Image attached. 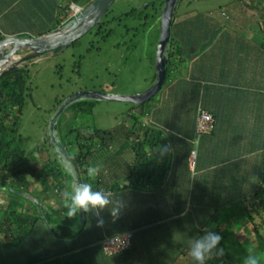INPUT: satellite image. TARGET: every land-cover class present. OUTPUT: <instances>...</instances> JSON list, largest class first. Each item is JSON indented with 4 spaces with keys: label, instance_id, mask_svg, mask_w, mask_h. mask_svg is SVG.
Returning a JSON list of instances; mask_svg holds the SVG:
<instances>
[{
    "label": "crops",
    "instance_id": "obj_1",
    "mask_svg": "<svg viewBox=\"0 0 264 264\" xmlns=\"http://www.w3.org/2000/svg\"><path fill=\"white\" fill-rule=\"evenodd\" d=\"M79 7L78 0H0V34H19L21 24L33 28L37 20L41 26L57 23ZM245 14L253 16L251 11ZM255 14L264 20V10ZM246 18L224 11L217 16L173 15L179 64L157 90L154 105L138 111L139 123L156 128L169 148V167L160 185L120 187L132 161L129 150L108 158L94 156L90 166L102 171L89 179L96 182L95 191L112 202L99 211L104 226L97 227L96 210H80L71 237L61 227L65 231L44 234L43 240L35 233L26 244L0 245V264H195L191 248L208 233L238 245L248 240L245 233L257 238L245 215L246 198L257 185L263 159L264 45L241 24ZM257 27L264 33L261 23ZM198 107L212 116L208 134L195 132ZM51 200L43 202L47 209L65 210ZM113 206L119 209L115 220ZM60 222L65 225L67 220ZM124 231L131 233L129 248L104 254L99 240ZM252 248L244 247L241 253Z\"/></svg>",
    "mask_w": 264,
    "mask_h": 264
},
{
    "label": "rangeland",
    "instance_id": "obj_2",
    "mask_svg": "<svg viewBox=\"0 0 264 264\" xmlns=\"http://www.w3.org/2000/svg\"><path fill=\"white\" fill-rule=\"evenodd\" d=\"M85 1L88 0H84V3ZM162 1L114 0L101 16L100 21L72 41L70 45L62 50L55 49L27 60L30 92L24 98L18 117L16 145L25 151L32 150L34 154L41 149L43 153L47 152L49 159L53 160L54 156L48 149L50 142L47 139L46 129L47 122L59 101L71 94L83 91L134 95L147 89L155 77L154 52L158 38V14ZM78 2L82 7L84 3L80 0ZM244 2L246 0H178L173 15L176 17L184 12H208L217 16L220 11H224L227 16L239 14L242 18L250 17L240 22L250 27L254 37L264 45V33L257 27V22L264 27V20L257 18L258 15L255 14L264 10L261 7L264 5V0H258V5L254 8ZM248 11H251L253 16L246 15ZM63 20L57 23L44 20L46 22L42 26L38 25L37 20L33 28L28 25L29 23L21 24V32L15 35L35 37L58 28ZM172 30L170 23V38H172ZM172 46L173 40L169 47ZM166 81L167 77H165L162 88ZM158 93L157 91L148 100L137 105L92 97L74 100L59 114L60 121L58 125H55L56 139L58 138L61 143L67 141L75 143L92 130H109L112 136L109 145L96 149L90 156L89 163L94 156L113 157L117 149L123 146L124 138L121 134V127L129 126L133 120L132 115L137 117L139 109L144 110L153 106ZM69 129L73 131L68 133ZM74 131H77L79 139ZM72 150L73 147H67L68 152ZM50 163L55 164L61 171L57 184L60 182L62 190L65 192V189L67 191L69 189L70 192L71 184L65 169L57 161ZM14 187L22 195H26L28 201L33 202L32 204L26 203L20 198L21 204H26L25 208L34 207L35 199L43 203L45 199L52 197L53 206H60V200L63 199L55 193L49 196L39 194L38 184L35 181L33 183V180L28 184L22 183L18 186L15 184ZM6 193L9 194L6 196L0 192V210L6 204V200L13 201L15 198L14 194L7 191ZM61 202L65 204L66 198L64 197ZM48 204L50 206V203ZM16 207L19 208V206ZM60 213L67 218V223H63L67 231H75L80 219L79 213L74 217L66 215L67 209ZM259 221L253 219V224H258ZM256 228L263 241L253 234L250 236L245 233V238L248 240L244 244L238 245L234 241L227 242L231 258L226 264H245L248 258H255L258 264H264V224H258ZM247 231L250 234V229ZM252 232L254 233L253 230ZM256 242H260L258 248ZM244 247L253 248L243 254L241 249ZM195 264H200V262L196 261Z\"/></svg>",
    "mask_w": 264,
    "mask_h": 264
},
{
    "label": "trees",
    "instance_id": "obj_3",
    "mask_svg": "<svg viewBox=\"0 0 264 264\" xmlns=\"http://www.w3.org/2000/svg\"><path fill=\"white\" fill-rule=\"evenodd\" d=\"M91 1L92 0H88L84 3V0H82V3H84L82 7ZM244 3H248L254 8L258 5V0H246ZM261 7L264 8V5H261ZM69 18L63 20V23ZM1 37L3 36L0 34V38ZM171 43L172 38H170L169 34V45H171ZM17 53H20V51H17ZM178 64L179 61L176 58V51H174L173 46L171 48L168 46V54L164 65V80L165 77H167L168 80L170 72L177 67ZM27 67V64H21L0 72V192L6 196L9 194L6 193V191L15 195L14 200H6V204L2 206L3 208L1 207L2 210H0V245L5 247H11L23 242H25L23 244H26L27 237L35 233L41 240H43L44 234L59 235L61 232L67 230L66 225H60V220L64 218V214L62 215L60 211L56 213L53 210L47 209L39 199L34 200V207L30 208L29 206L28 208H25L24 205L26 204H21L19 199H24L26 203L30 201H28L26 195H22V193L14 187L15 184H17V186L22 183L28 184L33 180V183L35 181L38 184L39 194L44 195L47 192H51L57 194L63 199L65 197L68 201L70 195L64 196L63 194H71L72 189L70 192L69 189L68 191L65 189V192L62 190L63 187L60 186V182L57 184L61 177V171L55 166V164L51 165L50 163L51 161H57L68 174L70 184V169L72 166L77 175V183H90L92 185V190L95 191L96 182L89 179L90 177L88 175V168L91 163H89V158L96 149H99L102 146L107 147L112 137L109 130L96 129L87 133L81 139H79L80 137L77 131H74L79 139V141L75 143H73V141H67L66 143L58 141L68 154L71 164L57 157L52 151L53 146L51 144L48 149L50 154L54 156L53 160L49 159L47 157V152L43 153L41 149H38L34 154L32 150L25 151L18 147L15 143L16 138L18 137V117L23 106L24 98L30 92ZM132 117L133 120L129 126L121 127V134L124 138V142L123 146H120L115 152V154H117L118 151L123 152L129 150L132 154V161L128 165L127 172L123 176L120 187L138 188L145 185L158 186L162 183L169 167L170 155L168 145L162 139L160 132L156 130V128L141 125L138 121L139 116L136 117L132 115ZM59 121L60 119L58 116L55 125H58ZM72 131V129L67 130L68 133H71ZM67 147H73V150L68 152ZM262 151V167L257 185L252 193L246 198L248 208L245 218L250 224H253V219L260 220L264 218V139ZM54 181H56L55 184ZM116 187L117 186H114L113 188ZM63 199L59 200L62 206L65 207V204L61 202ZM32 203L33 202H30V204ZM16 206H19V208ZM66 219L67 218H64V220ZM260 222H258V224H262ZM258 224H253L252 229L257 234L256 236L260 241H263V238L258 235L259 232H257L256 225ZM61 227H64L65 230ZM69 231L70 230L66 233L68 234V237H71L74 231ZM113 234L105 235L99 240L98 244L102 252L101 241L105 237ZM259 243L256 242L257 248L260 245ZM70 249L71 248L68 250ZM206 254L208 257L206 258V264H226L231 258L227 249V244L224 243L223 240H220L218 244Z\"/></svg>",
    "mask_w": 264,
    "mask_h": 264
},
{
    "label": "water",
    "instance_id": "obj_4",
    "mask_svg": "<svg viewBox=\"0 0 264 264\" xmlns=\"http://www.w3.org/2000/svg\"><path fill=\"white\" fill-rule=\"evenodd\" d=\"M114 0H92L77 10L66 22L58 28L35 37L6 35L0 38V72L21 65L25 61L45 54L52 50H62L72 41L88 31L100 21L101 16ZM178 0H163L158 14V38L154 52L155 77L152 84L134 95L107 94L101 92H77L58 102L47 122V137L53 146L52 151L57 157L71 164L68 154L56 139L55 122L61 111L72 101L83 97H92L99 100L129 102L140 104L161 87L164 80V65L169 46V26ZM17 51H23L17 54ZM18 55L17 57H15ZM71 189L77 183L75 169L71 166Z\"/></svg>",
    "mask_w": 264,
    "mask_h": 264
},
{
    "label": "clouds",
    "instance_id": "obj_5",
    "mask_svg": "<svg viewBox=\"0 0 264 264\" xmlns=\"http://www.w3.org/2000/svg\"><path fill=\"white\" fill-rule=\"evenodd\" d=\"M99 166L92 165L88 168L89 177H95L99 173ZM64 196H69V200L65 203V208L67 209L66 215L68 217H74L77 215L78 211L83 212L95 211V215L99 217L97 219V227L104 226V220L99 216V211L108 207L112 202L108 196L104 195L101 191H93L92 185L90 183H76L72 186V192L64 193ZM119 209L113 206L110 210V214L114 220L118 217ZM221 240L219 235L208 233L206 236L197 240L190 251L191 257L200 264H204L205 254L213 249L218 242ZM222 252V250H221ZM245 264H258L255 258H248Z\"/></svg>",
    "mask_w": 264,
    "mask_h": 264
},
{
    "label": "built area",
    "instance_id": "obj_6",
    "mask_svg": "<svg viewBox=\"0 0 264 264\" xmlns=\"http://www.w3.org/2000/svg\"><path fill=\"white\" fill-rule=\"evenodd\" d=\"M213 125L212 116L206 110L198 108L195 116V132L197 135L208 133ZM131 233L124 231L105 237L101 241V248L107 255L125 250L130 245Z\"/></svg>",
    "mask_w": 264,
    "mask_h": 264
},
{
    "label": "flooded vegetation",
    "instance_id": "obj_7",
    "mask_svg": "<svg viewBox=\"0 0 264 264\" xmlns=\"http://www.w3.org/2000/svg\"><path fill=\"white\" fill-rule=\"evenodd\" d=\"M81 8H82V7H80V8H76V10L74 11V13H73V14H75V13H76V11H77V10H80ZM70 17H71V16H70ZM22 52H23V51H22ZM16 53H17V52H16ZM20 53H21V51H20ZM20 53H17V54H20ZM23 64H27V63H26V61H25Z\"/></svg>",
    "mask_w": 264,
    "mask_h": 264
}]
</instances>
